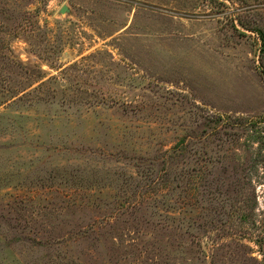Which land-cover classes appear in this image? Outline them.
Segmentation results:
<instances>
[{
  "label": "rangeland",
  "instance_id": "rangeland-1",
  "mask_svg": "<svg viewBox=\"0 0 264 264\" xmlns=\"http://www.w3.org/2000/svg\"><path fill=\"white\" fill-rule=\"evenodd\" d=\"M262 121L264 0H0V264H264Z\"/></svg>",
  "mask_w": 264,
  "mask_h": 264
},
{
  "label": "trees",
  "instance_id": "trees-1",
  "mask_svg": "<svg viewBox=\"0 0 264 264\" xmlns=\"http://www.w3.org/2000/svg\"><path fill=\"white\" fill-rule=\"evenodd\" d=\"M263 122H264V121L259 122V123H258V122H254L253 124H254V125H259V126H260ZM246 124L249 125V122H246Z\"/></svg>",
  "mask_w": 264,
  "mask_h": 264
},
{
  "label": "water",
  "instance_id": "water-1",
  "mask_svg": "<svg viewBox=\"0 0 264 264\" xmlns=\"http://www.w3.org/2000/svg\"><path fill=\"white\" fill-rule=\"evenodd\" d=\"M66 11H67L66 8H63L61 13L64 14Z\"/></svg>",
  "mask_w": 264,
  "mask_h": 264
}]
</instances>
